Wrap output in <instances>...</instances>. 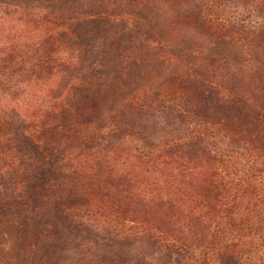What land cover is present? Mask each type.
<instances>
[{
	"label": "trees",
	"instance_id": "16d2710c",
	"mask_svg": "<svg viewBox=\"0 0 264 264\" xmlns=\"http://www.w3.org/2000/svg\"><path fill=\"white\" fill-rule=\"evenodd\" d=\"M22 1L0 0V7L21 14ZM112 2L109 13L94 15L85 2L67 16L114 56L79 87L69 114L85 120L51 122L50 166L28 135L18 138L21 129L0 100V247L13 244L1 250L3 264H133L126 249L141 241L173 263L180 256L182 264H264V0ZM49 33L28 46L31 59L27 43L0 49L2 71L73 73L59 55L68 38ZM134 33L138 53L125 75L117 66L132 55ZM129 79L144 91L127 97L120 84ZM119 117L121 127L104 134L107 120ZM152 117L183 134L148 138L143 126ZM74 150L84 162L116 156L123 170L104 177L108 193L98 192V170L84 190L80 172L66 165ZM51 167L62 180L44 176L39 186Z\"/></svg>",
	"mask_w": 264,
	"mask_h": 264
},
{
	"label": "rangeland",
	"instance_id": "374dc122",
	"mask_svg": "<svg viewBox=\"0 0 264 264\" xmlns=\"http://www.w3.org/2000/svg\"><path fill=\"white\" fill-rule=\"evenodd\" d=\"M114 1L120 2L121 0ZM22 2L24 4L23 6L26 7L24 9L25 12H22L21 14L19 13V8L14 10L8 7H0V49L4 46L6 47L7 44H10L11 42H20L22 45L27 43V48L24 49L29 52L26 56L27 60L30 56H33L32 50H29L28 46H31L38 40L41 41V39L45 37V34L54 32L57 35L66 36L68 38L67 40L69 41H65L66 45H62L63 47L61 48L59 55L64 65L67 64L66 61L68 60L72 66H74L73 69H75L73 73L66 74L63 69L62 71L58 67L57 69L55 68L56 71L52 75H46L43 78H34L26 73V68L23 67H8L3 71V68H0V100L2 109L6 112H10L11 117L12 115L14 116V120L18 125V128L21 129L17 135L18 138L21 140L23 133L28 135L32 143L35 144L42 153V158L47 161H51L49 164L50 166L56 157V154L52 153V149L54 147H52L51 144H48L51 142V139H48L50 135L49 128L51 126V122L57 117L59 119L69 118L71 123L74 125H77L85 120L83 116L79 117L78 115L77 117H71L69 114L72 113L74 109L77 110L74 101L78 98L79 87L83 82H88L87 78L90 77L92 72L98 69L97 67L103 65L101 70L105 72L107 66L111 65L108 63V60H110L109 58L114 56V51L111 49H107L106 51L104 48L101 49L100 40L97 35H94V33L89 35L83 34L74 22H71V20L67 18V16H70V10L72 7L75 6V10H77L81 7V4L83 6L85 2L88 4L91 13L94 15L100 11H106V13H109L110 9L115 6V3H111V0H54V2L53 0H23ZM120 10L118 8V11L114 14L120 15ZM26 14H28V16ZM22 15H24V20H20ZM6 16L8 17L6 18ZM126 19L128 20V16L125 20ZM137 22V20H134L128 21L125 24H130V26L135 30ZM122 24H124V20L121 21V25ZM104 36H107V34ZM137 36L139 35H135V33L132 35L135 41L132 47V55L128 56L129 58L126 60L125 64L117 66L122 74L130 75L132 69L130 65L136 60L135 57L138 53L136 49V42L138 39L136 38ZM97 37L98 39H96ZM110 37H112V35ZM197 40L201 44H205L206 42V38L204 36H202V39L198 37ZM118 55L120 56L121 54ZM178 61H180V59H178ZM48 71L49 68H46L45 73L48 74ZM112 79L113 77H111L110 80H107V83L111 84ZM138 84L139 83H137V81L133 82L129 79L128 82L121 83L120 85L122 87V92H125L126 96L130 97V94L135 93V91H144V87L139 86ZM145 84L147 83H142L143 86H145ZM5 86L8 87L7 90H3ZM252 87L254 88V86ZM253 88L251 89L253 90ZM91 118L97 119L94 116ZM124 120L125 119H121L120 117L114 121L107 120L103 133L106 134L109 132L108 134H110L112 130L120 128L122 125L121 122ZM173 120H175V117ZM145 121L146 122L143 126L144 134L147 135L148 138L156 140V142H159V140L162 139L165 140L164 138L181 136L184 132L183 129L177 126L170 127L169 125L164 124L156 117L149 118ZM89 125V128H91L92 125L90 123ZM65 144L64 146H66ZM63 149L64 148L61 147L60 152H62ZM78 153L79 151L77 152L75 150L70 152L68 154L66 165L72 167L71 169L73 171H78V173L80 172V179L83 184H87V187H85L84 190L92 186L88 185V174L92 173L90 174V177H93V173L98 170L96 175L98 179L96 182L99 181L100 184L95 182V185L100 187L98 192L101 195L108 193L110 191V186L105 185L104 177L111 169H115L119 173L123 170L122 166H119L114 162L116 156L106 155L104 153L105 155L98 156L97 160L91 158L90 160L84 162L83 159H81V161L77 159ZM105 159H110V161L107 162ZM95 162H99L100 165L95 166ZM104 162L106 163L102 165ZM53 171H55V167L46 170V172L43 173L45 175L39 177V186L42 183V177L44 176L51 179L56 178L57 180H62L58 175L60 169L57 173V177H53ZM65 174L69 177L72 176L69 171H65ZM75 177L78 178L76 175ZM74 182H76V180ZM14 208L19 209L20 207ZM141 242L142 243L139 244V246L134 245L132 247L130 246V248L127 247L126 249L130 258L132 259L134 257L133 260L135 261V264L144 263V259L147 260L148 264H182L180 256H173L175 261L173 263L172 258L170 259L168 256L162 254L160 248L158 249L156 245H151L145 241ZM12 245L13 244L10 245L9 243H2V248L0 247V264H3V260L8 258V256L3 254L1 250L6 251L7 249L12 248ZM133 260L131 262L134 264Z\"/></svg>",
	"mask_w": 264,
	"mask_h": 264
}]
</instances>
